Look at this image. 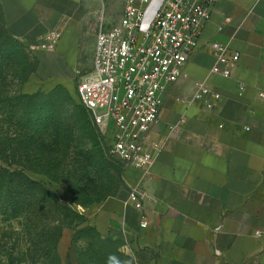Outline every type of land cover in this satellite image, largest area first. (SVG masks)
<instances>
[{
    "label": "crops",
    "instance_id": "1",
    "mask_svg": "<svg viewBox=\"0 0 264 264\" xmlns=\"http://www.w3.org/2000/svg\"><path fill=\"white\" fill-rule=\"evenodd\" d=\"M125 3L103 1L104 9L114 6V25ZM0 5L8 33L22 43L37 47L50 30L61 32L55 50H35L38 67L24 91H49L62 84L51 73L56 67L53 60L47 65L46 55L66 61L61 52L75 50L86 27L96 31L98 0H0ZM212 41L240 53L230 77L210 74L216 61ZM199 80L221 93L214 110L202 102H186ZM239 84L244 85L241 95ZM260 92L264 0H218L183 75L169 87L159 118L145 136L144 149L155 154L150 168L127 166L126 186L101 202L74 204L66 185L59 199L86 216L81 226L92 225L102 237L123 241L122 264H264ZM133 189L135 198L130 197ZM142 216L146 227L140 226ZM74 231L65 227L58 243L64 264H80L72 244Z\"/></svg>",
    "mask_w": 264,
    "mask_h": 264
},
{
    "label": "trees",
    "instance_id": "2",
    "mask_svg": "<svg viewBox=\"0 0 264 264\" xmlns=\"http://www.w3.org/2000/svg\"><path fill=\"white\" fill-rule=\"evenodd\" d=\"M8 33L0 5V264H64L58 243L65 227L80 264H122V240L102 237L86 216L63 203L46 181L66 185L74 204L89 206L125 187L113 170L89 110L58 84L49 91L16 88L36 72L38 58ZM78 95V94H77ZM110 145V144H109ZM110 156V155H109ZM108 157V156H107ZM114 257H118L114 259Z\"/></svg>",
    "mask_w": 264,
    "mask_h": 264
},
{
    "label": "built area",
    "instance_id": "3",
    "mask_svg": "<svg viewBox=\"0 0 264 264\" xmlns=\"http://www.w3.org/2000/svg\"><path fill=\"white\" fill-rule=\"evenodd\" d=\"M217 1L126 0L118 23L99 27L92 69L77 94L99 128L114 126L110 155L144 170L153 164L154 152L143 147L145 136L159 118L169 87L183 75ZM60 36L59 30H50L37 47L55 50ZM210 47L216 57L210 74L230 77L240 53L220 41ZM243 90L239 84L240 95ZM221 99L220 92L199 80L186 102L214 110ZM135 195L133 189L130 197ZM140 226H147L144 216Z\"/></svg>",
    "mask_w": 264,
    "mask_h": 264
},
{
    "label": "rangeland",
    "instance_id": "4",
    "mask_svg": "<svg viewBox=\"0 0 264 264\" xmlns=\"http://www.w3.org/2000/svg\"><path fill=\"white\" fill-rule=\"evenodd\" d=\"M103 1L105 0H98V9L97 12H95L94 18L96 20V31L91 30V27H86L85 30L83 31V34L81 35L80 38V43L79 45H75V50H72L68 52V54L64 55V52L61 54L63 57L66 59V61L60 60L55 62L53 59V55H46V62L47 65L50 66L51 61L53 60L54 65L56 67V70H52L51 73L57 74L58 77H60V81L64 86L68 89L70 94L78 100V95H77V87L83 76L88 73L92 69V64H93V55H94V49H95V43H96V34L99 29V27L102 25L104 26V29L109 28V24H113L114 21H116V17L114 14V6L112 4H109L107 8L104 9ZM108 9V10H107ZM114 25V24H113ZM21 42V41H20ZM26 52L28 51L33 58L31 59V65L34 63V58H37L35 50L39 49L40 47H35V46H29L25 43ZM69 49V47H68ZM69 51V50H68ZM16 83V88H19L20 90L22 89L23 91L27 89V85L25 84L24 86L22 85V81L20 82L15 81ZM33 84V83H28ZM30 88V87H29ZM33 89V88H31ZM99 128V127H98ZM98 132L101 137V142L105 146V148L109 146V144L112 141V138L114 136L115 128L113 125H109L104 129L99 128ZM110 155V154H109ZM105 155L107 162L110 164L112 169L115 170H120L121 167L119 165L123 166V170L128 166L124 161L121 159L114 157L112 155ZM108 156V157H107ZM119 164V165H118ZM28 174L34 178L41 179L43 181H46V184L48 187L51 189L55 190L58 195L59 192L64 194L65 191V185L61 183H53L49 182L46 177L37 175L32 172H28ZM65 186V187H62ZM118 257H114V259H117ZM22 264H41L36 257H33L32 259L29 257L28 261L22 263Z\"/></svg>",
    "mask_w": 264,
    "mask_h": 264
}]
</instances>
